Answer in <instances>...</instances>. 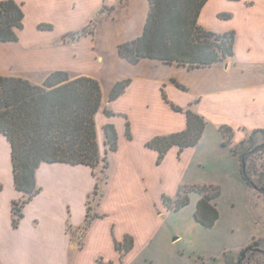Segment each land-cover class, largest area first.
I'll return each instance as SVG.
<instances>
[{
    "label": "crops",
    "instance_id": "0c3cea01",
    "mask_svg": "<svg viewBox=\"0 0 264 264\" xmlns=\"http://www.w3.org/2000/svg\"><path fill=\"white\" fill-rule=\"evenodd\" d=\"M15 1L22 4L24 10V28L29 15L35 16L36 27H39L40 23H50L55 27L60 19L70 18L76 6L80 7L82 4L91 6L90 19L99 12L96 19H100L102 16L104 18L108 17L113 23H116L119 19L123 21L126 19L128 25H124V36L116 42L117 47L120 43L132 41L142 34L149 11L148 0ZM222 14L226 15L223 16ZM137 19H139L138 22H136ZM198 21L200 25L210 31L217 33L235 32V54L228 59V63L230 65L231 62H234L237 70H235V73L228 72L229 65L224 68L219 63L202 68L188 69L151 58H143L140 62L133 64L121 57V64L124 68L122 78H129L131 82L125 92L117 99H121L132 90H135L142 108L145 107L144 117L149 124L151 122L149 118L153 117V112L149 113L150 103L146 95L152 87L153 89L154 87L160 88L162 96L160 102L168 123L165 128L157 133L140 139L134 136L131 127L133 138H129L126 135V121L129 120V116L125 113L123 115L125 117V135L127 138H124L125 136L122 135L119 127H116V124L113 123V115L108 118L109 122L107 123H113L117 129L118 148L110 152L111 174L101 197L98 199L99 204L95 205L97 207L96 212L99 214L111 215L109 209L106 208V202L110 199H115L117 208L138 209L139 198L145 200L150 198V190L147 184L149 179L146 171L149 164H146L145 157L152 154L154 164V161L157 162L158 151L148 147L147 142L155 136L180 132L187 127L186 115L183 112L176 111L170 103L180 107H191L207 119L208 125L201 139L207 135L208 126L211 123L215 124L218 129L221 125L232 127L235 143L241 142L253 130L264 128V0H208L201 10ZM83 28L85 27L77 30L71 28L66 31V34L79 32ZM23 29L18 32V41H0V74L20 76L35 84H42L46 77L55 70L67 71L71 77L88 75L99 79L95 75L87 74L84 68L75 62H70L66 68L51 67L47 59L43 61L41 51H39L40 54H35L36 52L29 48L34 43H29L26 48L15 45L21 41V31ZM31 54L35 55L32 57ZM163 91L170 103L163 98ZM107 98L104 97V105L116 113L114 108L116 100L109 102ZM101 112L103 113V111H100L97 114L98 142L100 143L105 140L104 131L101 134L99 127ZM198 144L186 147L181 152L179 146H172L160 164H163L171 154L174 155L176 160L181 156L192 157L194 152L196 153L195 150L198 148ZM10 158L12 159L10 141L5 134L0 132V160H6L7 163ZM115 166H118V170H120L121 179H119V173ZM113 174L116 177L118 176V182H116V189L111 192L113 182L111 177ZM36 180L38 186L41 187V191L24 206L22 224L25 223L26 216L29 215L35 201L42 199L48 202V204H45L48 208H56V212L63 215V218L58 220L57 225L53 219L41 220L37 217L40 223L45 222V227L42 229L38 224L35 228L37 231L49 235V241H42V245L46 247V254L53 257L52 262L47 261L45 264H97V259H102L104 264L109 263L111 260L103 257L99 250L93 251L90 249L88 242L84 240L88 237L92 225L94 227H97V225L105 226L108 234H112L113 250L114 247L116 249L114 251L116 256L113 261L127 262V260L132 261L139 256V251L136 252L137 248L135 247L136 241L138 245L139 234L132 230L130 231L134 235L126 232L115 234L113 229H111L110 234L111 219L109 221L106 219L101 223L97 222L96 225L95 222L99 219L96 218L87 230L84 229L88 199L97 183L93 169L89 165L68 162H42L36 171ZM14 182L13 170L12 184L15 185ZM177 193L169 196L174 198ZM163 195L161 196L162 199ZM24 197L25 195H22L21 192L20 194L13 193L5 200L9 221L10 217L13 221V201ZM0 202H2L1 199ZM65 209H67V212ZM147 219L148 215L146 216ZM151 228L154 227L147 223L145 226H141L140 230L142 232L140 234L143 238L150 232ZM83 230L84 235L82 237ZM127 235H131L133 238V248H131L130 253H128L130 250L121 252L116 248V241L122 242ZM81 240H83L82 243H80Z\"/></svg>",
    "mask_w": 264,
    "mask_h": 264
},
{
    "label": "rangeland",
    "instance_id": "374dc122",
    "mask_svg": "<svg viewBox=\"0 0 264 264\" xmlns=\"http://www.w3.org/2000/svg\"><path fill=\"white\" fill-rule=\"evenodd\" d=\"M90 8L91 6L85 4L80 7L77 5L70 18L60 19L55 27L44 29L36 27L35 16L29 15L25 21V28L21 31V41L15 45L26 48L29 43H34L29 48H32L35 54H40L41 51L43 61L47 59L53 68H66L70 62L80 64L87 74L95 75L101 80L104 97L107 98L113 85L127 79L122 78L124 68L116 42L124 36L123 27L125 24L128 25V22L126 19V22L119 19L113 23L110 18L103 16L96 19L100 12L90 19ZM138 21L139 19L136 20ZM82 27L85 28L75 35H65L71 28L77 30ZM35 54H31L32 57ZM235 70L237 67L231 62L227 71L235 73ZM146 98L150 103L149 113L153 112L149 124L144 117L145 107L142 108L135 90L121 99H116L114 108L117 114L113 115L112 119L124 138H127L123 115L125 113L128 114L134 136L138 139L153 135L166 127L168 119L161 106L160 88L152 87ZM99 116L100 132L103 134V124L109 122L108 118L111 117L102 112ZM96 122L98 126L97 116ZM207 131V135L200 140L192 157L181 156L177 158L178 161L171 154L163 164L155 161L153 164L152 154L145 157L146 164H149L146 171L150 198L148 200L139 198L138 209L117 208L115 199H110L106 202V208L111 215L94 219L95 224L111 219L110 234L111 229L115 230V234L126 232L134 235L130 230L139 234L138 245L137 241L135 242L139 256L127 262L113 261L116 249L114 247L113 250L112 234H108L107 227L97 224V227L92 225L88 237L84 239L90 249L99 250L103 257L112 261V264H264V133H257L251 145L249 163L253 167L252 178L256 184L253 188L241 175L239 158L233 154L229 146L222 144L223 135L215 124L211 123ZM100 145L103 146L104 142ZM103 167L104 161L101 160L97 167L99 179L96 177V182L104 178ZM115 167L121 179L120 170L118 166ZM111 178L112 192L116 189L118 176L113 174ZM12 183L13 161L10 158L6 163V160L1 159L0 264H45L53 260V257L46 254V247L42 245V241H49V235L35 228L38 224L42 229L45 227V222L40 223L37 217L41 220L53 219L57 225L63 215L57 213L56 208H48L45 205L48 202L42 199L35 201L25 223L22 224L21 219L15 226L11 217L9 221L5 200L13 193L21 192L25 196L27 193L15 188ZM184 185L189 187L190 203L179 210L169 209L161 197L162 194L173 196L179 190V186ZM194 185H214L221 191L215 201L220 216L211 227H206L195 219L194 213L201 195ZM102 189L101 187L99 192ZM99 197L100 195H97L91 199L93 208ZM19 200L21 199L14 201ZM65 211L67 212V209ZM146 223L154 228H151L143 238L140 229ZM83 233L84 230L82 237ZM256 240L261 241L254 243ZM249 245H252L251 250L239 261L240 250ZM131 251L132 249L128 253Z\"/></svg>",
    "mask_w": 264,
    "mask_h": 264
},
{
    "label": "trees",
    "instance_id": "16d2710c",
    "mask_svg": "<svg viewBox=\"0 0 264 264\" xmlns=\"http://www.w3.org/2000/svg\"><path fill=\"white\" fill-rule=\"evenodd\" d=\"M207 1L148 0L149 11L142 34L132 41L119 44V56L133 64L143 58H151L188 69L227 61L235 54L236 34L234 31L217 33L200 25L198 18ZM24 17L22 4L15 0H0L1 42L19 40L18 32L24 28ZM52 27L50 24L39 25L40 29ZM77 33L70 32L66 36ZM130 82L128 78L113 85L108 93V101H114L123 94ZM162 94L165 101L170 103L164 91ZM103 100L102 84L92 76L71 77L67 71L55 70L42 84H35L20 76L0 74V132L7 136L12 147L15 186L27 193L21 200L13 202L15 226L24 217L26 203L41 191L36 171L42 162L86 164L99 179L97 167L101 160L104 161V178L99 180L102 184L96 183L89 196L84 229L87 230L94 219L105 216L104 213L96 212L97 207L93 208L91 199L97 195L101 197L110 177V152L118 148V132L113 123L103 125L105 140L102 150L98 142L96 116L100 111L107 116L116 114L104 105ZM170 104L176 111L186 115L187 127L180 132L155 136L147 142L148 147L158 151L157 163L162 162L174 145L179 146L180 152L186 147L197 145L208 125L207 119L191 107ZM219 130L223 135L222 144L229 146L240 160L243 179L255 188L249 156L255 135L264 133V128L253 130L239 143L233 140L232 127L221 125ZM126 135L133 138L128 119ZM101 187L103 189L99 192ZM193 187L201 195L194 213L195 219L206 227L215 225L220 216L215 202L221 194L220 189L214 185ZM163 201L169 209L179 210L187 206L190 203L189 187L181 186L176 198L164 194ZM252 245L240 250L241 259ZM132 247L133 238L130 235L123 242L116 241V248L121 252H128ZM97 264L104 262L99 259ZM107 264H111V261Z\"/></svg>",
    "mask_w": 264,
    "mask_h": 264
},
{
    "label": "water",
    "instance_id": "95a60500",
    "mask_svg": "<svg viewBox=\"0 0 264 264\" xmlns=\"http://www.w3.org/2000/svg\"><path fill=\"white\" fill-rule=\"evenodd\" d=\"M220 63H222V67H224V68H227L229 65L228 61H224V62H220Z\"/></svg>",
    "mask_w": 264,
    "mask_h": 264
},
{
    "label": "flooded vegetation",
    "instance_id": "af4514ba",
    "mask_svg": "<svg viewBox=\"0 0 264 264\" xmlns=\"http://www.w3.org/2000/svg\"><path fill=\"white\" fill-rule=\"evenodd\" d=\"M238 260L240 261V257H238ZM238 262V261H237Z\"/></svg>",
    "mask_w": 264,
    "mask_h": 264
}]
</instances>
